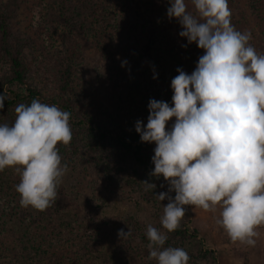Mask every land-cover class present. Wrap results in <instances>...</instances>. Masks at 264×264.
I'll use <instances>...</instances> for the list:
<instances>
[{
  "label": "clouds",
  "instance_id": "clouds-1",
  "mask_svg": "<svg viewBox=\"0 0 264 264\" xmlns=\"http://www.w3.org/2000/svg\"><path fill=\"white\" fill-rule=\"evenodd\" d=\"M168 2L167 16L183 29L179 35L204 54L191 74L177 69L172 105L151 99L146 126L137 120L135 130L141 142L156 145L150 176L168 184L167 192L155 195L168 201L162 205L163 230L146 228L148 259L189 264L186 250L165 246L168 233L180 227L185 206L219 210L215 224L233 242L251 247L264 225V54L250 43V31L232 24L228 0H191L194 11L186 0ZM5 99L0 95V110ZM14 112L12 124L0 123V172L13 168L19 175L15 190L21 207L44 211L55 203L68 171L57 145L72 141L71 113L39 99L18 104ZM141 183L145 191L157 187ZM130 235V229L118 232L120 238Z\"/></svg>",
  "mask_w": 264,
  "mask_h": 264
},
{
  "label": "rangeland",
  "instance_id": "rangeland-1",
  "mask_svg": "<svg viewBox=\"0 0 264 264\" xmlns=\"http://www.w3.org/2000/svg\"><path fill=\"white\" fill-rule=\"evenodd\" d=\"M58 1L0 0V13L9 19L10 41L23 49L22 55L31 68L33 81L45 95H53L55 91L51 61L61 55L65 41V26L61 23ZM83 1L73 0L71 5L81 8L82 4L79 3ZM104 1L112 5L114 20L109 25H93L91 34L90 31L78 39L74 89L70 97L75 99V113L80 118L91 117L95 125L113 132L118 127L129 129L140 120L139 111L130 106V83L135 79L147 80L148 70L146 65L142 63V67L136 61L139 45L136 42L138 39H135V28L142 30L152 23L158 24V14L167 12L170 5L168 0H140L137 6L131 2L129 5H117L119 0ZM186 2L188 10L194 11L191 0ZM228 3L236 29L253 33L255 40L250 43L258 53L264 54V18L251 10L249 0H228ZM133 18L135 21L131 20ZM138 38L144 41L146 50L164 48L161 35L157 37V42L148 34ZM124 61L127 63L123 64ZM0 63L1 77L8 71V66L2 61ZM174 122L175 118H172L167 127L170 128ZM71 129L73 138L70 145L65 146L66 157H62V163L67 164L68 171L58 187L56 199L61 202L59 197H67L65 204L68 209L61 208L60 204H53L51 209L44 211L29 206L22 215L20 213L24 207L20 205V195L15 188L11 189L10 192L15 195L9 197L14 200L7 208L11 215L7 224L11 226L7 230L11 236L28 235L34 230H27L32 227L31 224L37 225L32 220L36 217L43 225L45 242H62L73 248L80 240L85 241V238L90 237V228L107 226L114 233L113 237L106 238L107 241L115 245L121 242L127 264H156L154 260L148 259L147 244L140 240L138 233L146 232L148 224L163 230L160 224L162 205L168 201L159 202L155 195L168 191L167 182L164 178L156 182L154 193L145 191L137 163L129 156L116 152L113 142L90 148L80 142L84 139V132L72 126ZM149 145L152 161L156 145L154 142ZM75 151L78 153L75 154ZM17 177L13 168H6V181L16 180ZM170 195L174 197L175 193ZM185 207L186 215L180 226L187 229L189 234H196L195 238L185 242L178 239L177 244L189 254V264H264V225L256 229V244L251 247L239 241L233 242L215 224L219 210L213 213L195 206ZM1 209L0 220H7L1 214ZM120 229L125 233L130 229L131 235L120 238ZM9 238V235L6 236L2 242L5 243ZM93 242L97 246L103 241L95 239ZM101 248L93 252L88 264H111L107 247L101 245ZM32 256V264H42L35 262L37 258Z\"/></svg>",
  "mask_w": 264,
  "mask_h": 264
},
{
  "label": "trees",
  "instance_id": "trees-1",
  "mask_svg": "<svg viewBox=\"0 0 264 264\" xmlns=\"http://www.w3.org/2000/svg\"><path fill=\"white\" fill-rule=\"evenodd\" d=\"M72 1L59 0L57 3V8L62 18L61 23L65 26L63 30L65 41L63 40L64 48L61 51V55L51 61L53 77L55 78L53 95H45L34 83L31 68L22 55L23 49L14 46L10 41L9 19L0 13V61L8 66V71L0 77V95L6 97L4 108L0 110V123L12 124L15 119L14 109L20 103L30 104L33 99H39L42 103L55 104L61 110L71 113L70 126L84 132V139L80 141L81 143L94 148L95 146L101 147L110 141L113 142L116 152H121L122 156H129L137 163L141 170L140 178L142 181L147 180L150 183H156L162 180L163 177L161 176L157 179L150 176L154 169L150 156V145L148 142H141L135 126H130L129 129L118 127L117 130L112 132L104 127L95 125L91 117L80 118L75 113L76 102L73 97H70V94H73L74 89V62L79 50L78 39L90 31L91 34L93 25H109L110 23L112 24L114 19L112 18V5L104 0H84L83 3H79L82 4L81 8L71 5ZM130 2L135 3L137 6L140 0H119L116 4L124 6L129 5ZM249 3L251 10L264 18V0H249ZM76 9H78V12ZM131 20L135 21V18ZM156 21H158V24L156 22V24L152 23L148 28L142 30L135 28V39H138L136 42L139 45L136 61H139L142 67L144 65L147 66L148 79L145 81L135 79L130 83L129 100L130 106L139 111L140 121L145 126L149 115V101L151 99L166 101L171 106L173 95L171 81L178 75L177 69L180 68L191 74L198 63L199 57L204 54L203 49L198 48L195 43L189 44L185 37L179 35L183 29L176 18L169 19L167 12L163 14L160 12ZM232 24L235 26V23ZM262 28L264 30V24ZM143 34L153 36L154 42H157V37L161 35L164 48H160L157 51L155 50L156 47L154 51L144 49V41L138 38L143 36ZM251 34L252 41H254L255 35ZM154 76L155 78H153ZM58 148L59 154L65 158L66 147L61 144ZM77 153L78 151H75V154ZM5 174L6 168L0 172L1 214L7 217V220H0V264H32L30 259L32 255V258H37L35 262H41L42 264H82L83 262L88 264L93 252L100 251L101 245L107 247V254L111 256V264H127L121 242L119 241L118 245H115L111 241H107L106 238L109 239L114 236L111 228L107 226L90 228V237L88 239L85 238V241L80 240L78 245L75 244L73 248L64 245L62 242H45L43 240L44 233L42 232L44 230L43 225L36 217L32 220L37 225L32 223L31 228L22 230L34 229L28 235L26 233L27 236L24 234L11 236L9 230H7L11 226H7L11 219L7 208L10 207L9 203L14 200L9 197L15 195L10 190L14 189L15 185L19 183L20 177L18 175L16 180L6 181L4 178ZM150 192L154 193L153 191ZM59 198L61 202L56 200L54 204H60L61 208L68 209L65 204L67 197L62 196ZM52 207L53 205L47 209ZM58 208L60 209L59 206ZM26 209H29V207L23 208L20 214L23 215ZM29 223L31 222L29 221ZM37 228L40 230H36ZM16 231L20 233L19 229ZM145 233L140 232L138 235L142 242L148 244ZM195 234H189L187 229L180 226L175 232L168 233V240L165 246L178 247V239L185 242L190 238H195ZM8 235L10 238L3 243L2 240ZM95 239L96 241L102 239L103 242L95 246L94 242L92 243ZM112 241L117 240L112 239Z\"/></svg>",
  "mask_w": 264,
  "mask_h": 264
}]
</instances>
